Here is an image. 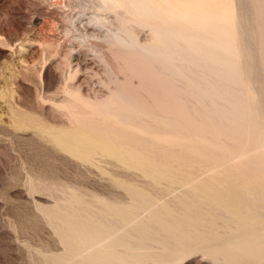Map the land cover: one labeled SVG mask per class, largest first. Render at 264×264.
Instances as JSON below:
<instances>
[{"label":"rangeland","instance_id":"obj_1","mask_svg":"<svg viewBox=\"0 0 264 264\" xmlns=\"http://www.w3.org/2000/svg\"><path fill=\"white\" fill-rule=\"evenodd\" d=\"M91 1L0 0V264H61L64 259H75L68 252L59 215L53 212L54 209H50L67 206L69 192L80 193V197L84 198L89 206L107 203L132 207L136 200L131 192L136 189L145 192L148 199H162L161 201L171 205L174 201L173 206H178V200L173 196L171 198L167 192V181L157 185L140 168L129 167L123 160L99 149L87 157L81 150H72L59 143L71 134L93 135L95 131L106 130L107 125L101 124L103 119H107V114H102L100 108H112L130 116L124 121H112L116 122L115 128L120 132L122 129L125 133L128 130L133 131L126 125L128 122L151 132H145L141 138L131 140L136 144L135 148L138 151L142 148V151H149L153 161L168 166L169 174L183 177L182 182L187 187L213 186L212 188H216L213 197L221 200L224 206V202L227 203L234 192L230 187L232 181L213 180L211 177L231 176L245 180L250 178L249 175L264 177V0H226V3L230 1L232 6L233 1L234 6L238 7L234 13L238 21L236 20L231 26L234 28L229 27L230 29L209 15L211 11L206 13L208 16L205 15L204 21L208 20L207 24L198 23L197 19H193L196 10H207L204 8L206 2H203L205 5L200 9V1L197 0H169L176 4L169 7L175 10H171L172 17L174 14L180 15H174L177 22L172 26L177 28L180 25L179 29L182 26L186 39L173 35L169 29L171 24H162L165 25V30H168L160 27L158 33L166 35V40L163 39L167 45L169 38L173 39V43L174 40L177 41V47L180 42L183 44L178 50L174 48V51H168L173 52L170 56L165 53L173 58L174 62L180 63L179 59L182 63L187 61V65H178L182 66L180 68L175 67L176 64H170L165 55H153L138 47H126L99 36L83 34L82 29L73 24V18L82 10L88 9L92 12L94 8ZM179 1H182L181 4ZM189 2L198 3L192 5ZM216 2L220 5L221 1ZM188 5L192 11H188ZM194 5H197L198 9L195 10ZM178 7L186 10L184 13L188 17L182 14L184 17L181 18L182 15L176 12ZM120 20L122 21V18ZM120 20L115 19L111 26H119ZM125 25L126 23L120 26L132 32V29L136 28L134 36L141 42L149 39L154 29L153 25H147L148 29L144 24L140 25L131 20L128 21L127 27ZM106 27L102 28L111 29L109 25ZM185 27L188 28L187 31ZM203 27H207L206 36ZM215 27L221 32L214 30ZM189 29L195 34L189 32ZM226 31H233L234 35H229ZM208 32L211 34H207ZM158 33L157 41L161 36ZM189 33L192 35L189 36ZM199 33H202V37ZM221 33L224 41L229 39V43L230 40H242L238 42L240 45L236 44L237 42L231 43L236 45L235 51L236 48L240 51H227L224 43L228 42L219 40ZM194 35L197 38L193 37ZM179 38L180 40H177ZM205 38H208L207 41ZM190 39L202 43L197 50L189 46L198 54L185 47L186 41ZM198 39L203 41L199 42ZM209 39L223 42L224 47L218 42L221 44L219 47L209 49ZM71 41L75 45L71 46ZM160 43L161 46L166 45L162 41ZM209 52L214 54L208 56ZM202 54L205 56L201 57ZM234 54L240 55L237 57ZM210 57L212 58L208 59ZM200 61H205L206 64L203 66ZM75 66L78 69L74 70ZM209 71L216 73L210 74ZM228 75L233 80L231 77L228 79ZM68 98L74 100V110L67 105V102H70ZM97 105L99 108H96ZM83 108H88L90 115ZM81 109L83 110L79 114L82 115H78ZM255 109L258 115L255 119L253 117V122H247L246 119L243 121L244 115H252ZM69 113L70 119L76 123L69 120ZM21 114L26 116L22 120L17 116ZM138 117L140 118L135 119ZM81 118L87 119L88 122H80L78 119ZM162 127L166 129L163 130ZM168 136H172L171 139ZM96 145L97 143L92 141L91 147ZM212 165L218 169H214ZM194 177L205 179H192ZM204 199L194 201V206L207 210L205 207L208 206V199ZM257 202L264 205V201ZM241 209V206H231L230 212L234 216V213L240 214ZM219 215L221 216L218 217ZM219 215L216 219L220 224L218 223L215 233L218 239L204 240L205 242L196 239V244L184 248L178 256L170 257L165 263L227 264L228 262L211 253L224 245L229 238L237 235V221L232 217ZM223 222L233 226L225 232L221 230L224 229ZM260 256L247 257L241 264H264V256Z\"/></svg>","mask_w":264,"mask_h":264},{"label":"bare ground","instance_id":"obj_2","mask_svg":"<svg viewBox=\"0 0 264 264\" xmlns=\"http://www.w3.org/2000/svg\"><path fill=\"white\" fill-rule=\"evenodd\" d=\"M190 1L195 2V0H190ZM197 1L198 2L200 1L199 5L197 4L198 7H200V9H202V6L205 2H206L205 4L207 5L206 6L204 4L205 5L204 8L205 7L207 8V10L205 8V10H206L205 12L196 10V9H198L196 7L197 5L196 6L194 5V7H196L195 10L197 12L195 13L193 19L194 20L197 19L198 23L201 22L202 24H204L206 22V24H207L208 20L207 21H204V20H206V16H208V14L211 15L212 17L217 18V20H220L222 22V25L226 24V26H228V28L231 27L234 24V22L237 20V17H235L237 15H235L234 13L236 11V8H238V7L234 6L235 4L233 3V1H231L233 6L230 4V1H229V3L228 2L226 3V0H223V1H225L224 3L222 0H218L219 2L221 1L220 5L218 2H216V0H197ZM91 2H92V6L94 8L93 11L91 10L92 12L88 11V9H87V11L82 10L81 13H78L73 18V24L78 28L80 27L83 31V34H85V35L88 34V35H90V36L92 35L94 37L99 36V37H102V38L108 40L109 42L111 41L113 43H117V44H120V45H123L126 47L127 46L128 47H138L142 51H146V52L151 53L153 55H161V56H164L165 53H168V51H174L175 49L178 50V47L179 46L181 47V45H183L179 41L180 45L177 44L178 45V47H177L175 44V42H177V41L174 40V43H173V39L171 40V38H169V36L171 37L170 34H169V36H167L169 38L168 45H167V42L164 43V39L166 40V38H165L166 35L164 34L165 35L164 36L163 34L158 33L160 27H163V28L165 27V25L163 26L162 24H166V26H167V24H168V26H169V24H171L170 25L171 27L169 26V29L171 30V32H173V35H175L177 37H181V38L184 37V39H186L184 28H181L182 26L180 27V29L178 28L180 25L177 26V28L173 27L175 25V24L173 25V23L177 22V20H175V17H174L175 14L173 15L174 18L172 17L173 9H169V7L170 8H171V6L173 7V5L175 4L174 1H173L174 3L172 2L173 4L169 0H92ZM181 2L179 4H181ZM198 2H196V3H198ZM185 3L187 4V2H185ZM189 3L190 4L192 3V5L196 4L193 2H189ZM182 5H184V4L182 3ZM179 6L181 7V5H179ZM236 6H238V5H236ZM188 7H189V5H188ZM181 8L179 9V7H178V10L176 12L180 13L181 15L183 14L184 16L187 15V14H185L187 11L183 10ZM189 8L190 9L188 11L191 10V7H189ZM195 10L193 9L194 12H195ZM105 11H106V13H105ZM208 11H211V14H210V12L208 13ZM111 13L115 14V15L114 16L110 15ZM189 13H191V12H189ZM206 13H208V14H206ZM191 14H194V13H191ZM178 15L179 14H177V16ZM183 15L181 18L184 17ZM190 16H192V15H190ZM211 16H209V17H211ZM118 17L122 18V21ZM179 17H180V15H179ZM187 17H188V15H187ZM239 17H240V15H238V19H239ZM115 19H119L121 21L120 25H124L126 23L125 27H127V23L130 20L137 22V23H140V25L144 24V26H146L147 28L149 25H153L154 29L152 28L153 30L151 31L152 36L149 39L144 40V42H141L138 39V37L136 38L134 36V35H136V33L134 32V30L136 29L134 27L135 24L133 26L135 29L131 28L133 30V32L131 30L123 29V26H120L119 24H118L119 26H117V27L114 26L115 27L114 28L111 25L114 23ZM194 20H193V22H194ZM184 21L185 20H183V22ZM193 22H192V24H193ZM106 25H109L111 27V29L110 28H108V29L102 28V27L107 28ZM209 25H211V24H209ZM210 27H212V25ZM220 27H221V25H220ZM205 28L207 29V27H203L204 35L206 36V34H205L206 29ZM231 28H234V27H231ZM187 29L188 28L185 27L186 31H187ZM229 29H227V31ZM236 29L237 28L235 27V30ZM164 30H165V28H164ZM167 30H165V31H167ZM214 30H216L218 33L221 32V31H218V29H216V27ZM221 30L223 31V29H221ZM188 31L191 32L190 29ZM194 31H197V30L194 29ZM210 32H208L207 34H209ZM217 32H216V34H217ZM226 32H225V34H226ZM231 32L234 33L233 31H231ZM143 33H145V32H143ZM157 33L159 36L160 35L162 36V38H161V36L159 37L160 40L162 39L161 40L162 43L166 44L168 46V49L170 48L171 50L170 49L168 50L166 45L165 46L162 45L164 47H162L160 45L161 41L160 40L157 41L158 40V38H157L158 36L156 35ZM160 33H162L161 30H160ZM186 33H188V32H186ZM191 33L193 34L194 32L192 31ZM191 33H189V36ZM222 33L224 34V32H222ZM227 33H229V32H227ZM232 33H229V35ZM235 33H236V31H235ZM216 34H214V35L217 36ZM223 34H222V36L221 35L219 36L220 38L218 36H217V38H219V40L222 39V41H224V39L222 38ZM173 35H172V37L174 38ZM201 35H202V33H201ZM201 35L199 33V36H201ZM212 35H211V37H212ZM232 35H234V34H232ZM193 37H196V36L194 35ZM212 38H214V37H212ZM217 38H214V39H217ZM227 38H228V36H227ZM236 38H237V36H236ZM207 39H206V41H207ZM214 39L208 40V42L210 43L209 49H211V50H214L216 48V46L219 47V45H221L223 43V42H220L218 40V42L221 43V44H219L218 42H216L217 40L214 41ZM82 40H84V39H82ZM177 40H180V38ZM195 40H191V39L188 41L184 40V41H186L185 44H187V46H185V47L190 46L191 48H195V49L200 47L201 46L200 44H202V43H198V42H196L197 40L196 41ZM200 40L203 41L202 39H200ZM200 40H199V42H200ZM170 41H172V42H170ZM226 41L228 42L229 39H226ZM226 41H224V42H226ZM231 41L232 40H230V43L229 42L224 43L226 45L222 44V46L224 45L225 47L224 46L223 47L226 48L227 51L232 53V51L233 52L235 51L236 45H234V44L231 45V43L237 42L236 44H239L238 42H241L242 40L236 41V42L235 41L231 42ZM245 43H247V42H245ZM70 45L73 46L75 44L71 41ZM189 48H187V49H189ZM180 49H182V48H180ZM183 49L186 50L184 47H183ZM195 49H191V50L198 54L197 51H194ZM73 50H75V48ZM237 50L240 51L239 49L236 48V51ZM236 51H235V53H236ZM172 53L170 52V53H168V55L170 56V54H172ZM213 54L214 53L209 52L208 56H212ZM240 54H237V55H240ZM180 55L181 54H179V56ZM203 55L204 54H202L201 57L205 56V55L204 56ZM237 55H235V56H237ZM165 56H167V55H165ZM169 56H167L169 63L173 64V65L176 64L177 66H175V67L180 68L183 65H187L186 64L187 61L182 63V60L179 59L181 61L180 63H178L179 61L174 62L173 58L171 59ZM197 56L200 57V55H197ZM208 56H206V57H208ZM230 56L232 57L233 55H230ZM172 57H174V56H172ZM237 57H233V59L237 58ZM211 58L212 57H210L208 59H211ZM174 59H176V58H174ZM177 60H178V58H177ZM204 60H207V59L204 58ZM75 62H79V61H75ZM207 62H208V60H207ZM200 63L203 64V66H204V64H206L205 61H200ZM198 64H199V62H198ZM178 65H182V66L179 67ZM220 68H221V66H220ZM220 68H218V69H220ZM76 69H78V68L76 67L74 70H76ZM227 70H228V68H227ZM171 71H172V69H171ZM212 72L216 73L215 71H212ZM212 72H210V74ZM235 72H237V70ZM232 73H234V72H232ZM235 75H236V73H235ZM232 76H233V74H232ZM188 77H189V75H188ZM230 77L231 76L228 75V79ZM225 78H227V77H224V79ZM228 79H226V81L229 82V84H230V81H228ZM232 80H233V78H232ZM231 87H232V84H231ZM67 88H68V85H67ZM220 89H222V88L220 87ZM208 90H210V89H208ZM69 91H70V89H69ZM74 91L71 90V92H74ZM222 92H224V91H222ZM207 94H209V93H207ZM122 95H124V94L122 93ZM79 97H81V99L83 98L82 95ZM68 99L70 102L68 104V102H67L68 100H67L66 101L67 105L70 107H73V106L75 107L76 104L73 102L74 100L72 101V100H70V98H68ZM76 99H77V97H76ZM110 99H111V97H110ZM80 103H81V101H80ZM83 105H85V103H83ZM74 107L72 108V110H74ZM93 107H95V105ZM88 108L90 110L92 109V107L91 108L88 107ZM88 108H86V109L83 108V109H85V111H87L89 114L90 110L88 111ZM96 108H99V105H97ZM83 109H81V111L78 112V115H82V113L81 114H79V113L82 112ZM100 110H101L100 112L102 114L103 113L107 114V119H103V123L101 122L102 123L101 125H103L104 123H105V125H107L108 128L106 130L102 129L101 131H97V132L95 131L93 135L92 134H86V133L80 134V135L71 134L67 139L60 140L59 143L65 147L69 148V149H72V150H81L82 154L87 156V157H89L90 154L94 150L99 149L101 151L112 154V155L116 156L117 158L123 160L126 163V165L129 167L140 168L143 172L148 174L155 181V184H157V185H161L167 181L168 182V185H167L168 194L170 195V197L173 196L174 198H176L178 200L179 204L176 207L175 205L173 206L174 201H173V204L171 205V204H169V202L167 203V202L161 201L162 199L159 201L153 200V199H148L146 197L147 194L145 192L140 191V190H136V189H132L131 193L136 200L133 202L132 207H121L118 205H108L107 203H104V205H101V206H98V205L95 206L93 204H92L93 206H89L86 204V201L84 200V198L82 199L80 197V193H78V192L77 193L76 192L70 193L69 192L68 200H67V202H68L67 206L50 208V209H54L53 212H56L59 215V220L61 221V225H62V231L64 233L63 238H64V241L66 243L68 252L70 254H72L75 258V259L72 258L70 260L64 259V260H62L61 264H164L167 261V259H169L170 257H173L177 254H180V252L184 248L190 247V246L196 244L195 243L196 239L197 240L200 239L203 241L204 240H211L214 238L218 239V237H215V235H216L215 233H216V230L218 229L217 228L218 223L220 224L219 220L216 219V216H218L219 214H223L225 217H232L237 221L236 222L237 226L234 225L237 228V230H236L237 235L234 238L233 237L229 238L224 243V245H222L221 247L216 248V250L213 251V253H211L212 255L219 257L220 259H223L224 261L228 262L227 264H241L242 260L247 258V257L256 256V255H258V256L263 255L264 256V205L257 202V201H260V202L264 201V177L262 175L261 176H259V175L255 176L254 175L252 177L249 175L250 178L248 180H245V179L240 178V177H231V176L230 177L229 176L228 177L227 176L226 177H219V176L211 177V179H213V180L225 179V180H231L232 181V184L230 185V187L234 190V192L232 193V195H230V197L228 196L229 199L227 200V203L224 202L226 205V206H224L221 200H218L217 198L213 197V192L216 191V188H212L213 186L212 187H205V186H198V187H190L189 186V187H187L182 182L184 180L183 177L175 175V174H169L168 170L170 168L168 166H165L164 164H158L155 161H153V159L150 157L151 153L149 151H142L143 148L140 151H138L135 148L136 144L134 142H132L131 140H136V139L141 138L142 135L145 134V132L146 133L147 132L151 133V132L143 130V128H141L139 125L129 124V122L126 125L129 126V128L133 131L128 130L127 132H130V133H127V132L125 133V132H123L124 130L122 129L123 131L121 130V132H120L119 130H117L115 128L116 126L114 124L116 122L112 123V121H124V119H126V118L129 119L130 116L125 114V113H121V112L112 110V108H108L105 110L103 108H100ZM72 112H75V111H72ZM93 112H94V110H93ZM122 112H123V110H122ZM244 113H242V115ZM257 113L258 112L255 109V111L253 112L252 115H250V116L244 115L245 118L242 117L243 121H244V119H246L247 122H253V117L255 119L256 116L258 115ZM22 114H24V113H22ZM22 114L17 115V116L21 117ZM76 114H77V112H76ZM84 114H85V112H84ZM70 115L71 114L69 113V120L72 119V118L70 119ZM103 116L105 117V115H103ZM133 116H135V115H133ZM20 117H19V119L22 120L24 116H22V118H20ZM117 118H118V120H117ZM139 118L140 117L135 118V119H139ZM30 119L32 120V117H30ZM132 119H133V117H132ZM78 120H80V122H82V123L88 122V120L84 119V118H81ZM260 120H262V119L260 118ZM263 120H264V117H263ZM71 121H73V123H76L74 120H71ZM148 121L152 123V121H150L149 119H148ZM90 122H92V121H90ZM130 122H132V121H130ZM22 123H23V121H22ZM123 123H122V125H123ZM144 124H146V121L144 122ZM58 125H60V124H58ZM101 125H100V127H101ZM118 125H120V124H118ZM160 126H162V125H160ZM156 127H158V125ZM154 128H155V126H154ZM164 128L165 127H162L163 130H164ZM116 130L119 132H117ZM122 133H124V134H122ZM129 136H131L130 137L131 139L128 138ZM155 136H156V134H155ZM157 136H159V135H157ZM172 136H168V137H170V139H171ZM144 138H146V136ZM159 138H161V137H159ZM162 138H164V137H162ZM128 139H129V141H128ZM164 139H166V138H164ZM170 139H168V140H170ZM151 140H153V139H151ZM180 140L182 141V139H180ZM92 141H94L95 144L97 143L96 147H94V148L91 147ZM160 141L161 140H159V142ZM167 143H169V142H167ZM160 145L162 146V144H160ZM151 148H153V147H151ZM158 148H160V147H157V149ZM165 148H167V147H165ZM151 151H152V149H151ZM160 151H163V150L160 149ZM196 151H197V149H196ZM156 157H158V156L156 155ZM233 158H236V157H233ZM169 159H170V157H169ZM236 159H238V158H236ZM233 160H235V159H232V161ZM173 161H175V160H173ZM179 162H180V160H179ZM180 164H181V162H180ZM213 165H212V167H213ZM200 166H202V165H200ZM207 166H208V164H207ZM178 167H180V165ZM191 167H194V166H191ZM213 168L215 169L217 167L215 166ZM220 172H221V170H220ZM192 179L198 180V179H205V178L194 177ZM206 179H208V177ZM153 187H155V186H153ZM160 189H161V187H160ZM152 190H154V189H152ZM155 192H153V193H155ZM158 192H159V190H158ZM156 195H158V194L156 193ZM208 196H210V197H208ZM165 197H166V195H165ZM173 197H171V198H173ZM204 198L208 199V201H207L208 206L207 207L203 206V207L207 208V210L206 209L201 210L200 208H196L194 206L193 202L196 200L198 202ZM167 200L169 201L170 198ZM171 200H174V199H171ZM202 201H201V203H202ZM205 201L206 200L204 199V202ZM243 201H245V202L249 201V202L244 203ZM231 206H241L242 209H241L240 214L234 213V216H233L230 212ZM220 216L221 215H219L218 217H220ZM212 217H214V218H212ZM222 225L224 226V229H221V230H224L225 232L228 231L229 229H231V227L233 226L230 223L227 224L226 222H223ZM224 231H223V233H224ZM220 233H221V231H220ZM232 235H235V234H232Z\"/></svg>","mask_w":264,"mask_h":264}]
</instances>
